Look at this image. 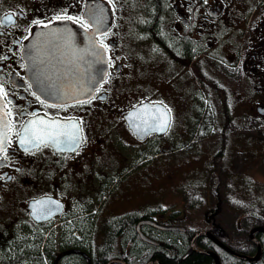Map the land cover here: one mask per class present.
Wrapping results in <instances>:
<instances>
[{
    "label": "flooded vegetation",
    "instance_id": "flooded-vegetation-1",
    "mask_svg": "<svg viewBox=\"0 0 264 264\" xmlns=\"http://www.w3.org/2000/svg\"><path fill=\"white\" fill-rule=\"evenodd\" d=\"M58 26L85 40L94 33L103 48L107 73L89 98L51 97V76H35L26 64L28 43ZM216 71L237 72L249 93L236 96ZM205 88L226 106L228 124L237 101L254 106L264 122V0H0V103L8 123L0 151V264H235L206 237L191 242L200 230L189 219L214 217L226 200L236 217H254L256 225L236 244L223 241L214 221L210 230L247 257L258 242V259L242 261H260L264 232L254 234L256 244L247 236L264 229V200H236L232 171L220 198V166L232 164L225 153L235 135L218 132L206 168L215 205L207 186L202 193L205 183L191 188L182 180L205 138L202 114L192 129ZM146 103L166 107V131L144 134L148 126L138 119L133 131L126 115ZM261 146L253 160L264 165ZM192 253L209 260L187 262Z\"/></svg>",
    "mask_w": 264,
    "mask_h": 264
},
{
    "label": "rangeland",
    "instance_id": "rangeland-1",
    "mask_svg": "<svg viewBox=\"0 0 264 264\" xmlns=\"http://www.w3.org/2000/svg\"><path fill=\"white\" fill-rule=\"evenodd\" d=\"M236 48L238 49L239 45L236 46ZM216 73L217 76L221 77L222 75V81H224L226 85L228 84L227 86H231V89L234 91L236 96L238 94L247 95L249 93L250 89H248V87L246 88V86L240 81L239 74L237 72L233 73L232 78L225 77L224 72L220 74L218 71H216ZM203 94L204 103L202 105V111L200 115L203 113L204 116V124L206 126V129L204 128V131H207L206 138H203V140H200L198 142L200 146L197 147L196 151H193L194 156L192 158L189 157L187 165L188 171L182 175V180L184 181L185 185L187 184L191 188L195 187V183H201L202 185L205 183L207 185V189L210 191V187L213 185V174H209L206 171V168L211 167L210 162L212 161L211 156L212 150L214 148V146L211 145V140H218L219 128L217 126V122L219 121L220 124H222L223 107L215 102L214 96L216 93H214L213 91L203 89ZM258 94L260 96H264V90L258 91ZM253 109L254 106H251V104H245L241 101H237L233 106L236 123H234L235 126L230 123L228 127H226V131L229 134H234L235 136L231 137L225 153V157L227 159L228 157H231L233 158V161L229 168L222 165L220 166L221 172L223 173V175H225L222 178L223 188L220 189V198L225 199L226 191H224V187L225 185H228L226 183H229V179H227V176H229L228 171H232L234 172V179H236V185L232 195H235V198H237L236 200H245V197H248L249 200L256 197H261L260 200H264V165L256 164L253 160V157L257 156L255 153L256 151H258L257 146H264V122L262 121V119H259L257 117ZM196 123V125L195 122L192 123L193 131L196 130L199 122L197 121ZM201 128L202 126H199V129ZM251 138L253 142L251 145H249L248 148H246L244 143ZM245 148L248 152L246 154H243L242 152H244ZM263 150L264 149L262 148L261 151L263 152ZM249 151H251V157H249ZM195 156H197V158ZM251 160L252 162H250ZM255 170H257V172ZM239 177H241L242 179ZM246 177H249L252 180H247V184H244L243 180L246 179ZM253 180H256L258 182H255ZM245 185L248 186L247 192L245 191ZM233 186L234 185L230 186V190H232ZM171 188L167 190V193L173 192L171 191ZM208 193L209 196L207 197V199L209 203L215 205L216 203L215 198H213V192L211 193L210 191ZM245 194H247V196ZM227 198H229L228 195ZM226 201H219V211L213 218H211V220L217 223L218 228L223 230V232L231 238L230 241H232L233 239L235 241H238L244 236L238 235L239 230L244 229L248 231L252 227V225H256L255 223L257 220L254 217L248 216L246 218L236 217V213L234 211H231L230 208L226 206ZM239 203L240 202L237 201L234 203L237 210L241 209L239 207ZM254 209L257 210L256 213L261 214V208L256 207ZM261 216H263V214ZM196 217L190 218L189 223L196 219ZM207 219H209V217H207ZM201 225L202 223L200 222V220H194L193 227L195 229H198ZM225 239L226 242L230 243L229 239ZM7 256H10V253H8Z\"/></svg>",
    "mask_w": 264,
    "mask_h": 264
},
{
    "label": "water",
    "instance_id": "water-1",
    "mask_svg": "<svg viewBox=\"0 0 264 264\" xmlns=\"http://www.w3.org/2000/svg\"><path fill=\"white\" fill-rule=\"evenodd\" d=\"M80 34L82 36L78 37L72 32L63 31V27H52L37 34L29 44L28 65L33 69L35 76L41 74L51 76L45 80L49 87L45 91L51 97L70 99L75 96H87L89 98L106 75V59L102 47L96 42L95 35L87 32V40H85V33L80 32ZM63 69L66 71L64 72ZM126 118L135 132L136 127L133 123L138 119L140 124H147L149 128L143 131L144 134L148 132L160 134L167 128L169 113L160 104L146 103L129 111ZM6 130V117L0 107V150L6 142ZM253 231L264 232V229L259 227ZM197 236H206L219 243L208 232H198L192 238ZM229 253L250 262L256 259L230 250ZM258 253H261L259 244Z\"/></svg>",
    "mask_w": 264,
    "mask_h": 264
},
{
    "label": "trees",
    "instance_id": "trees-1",
    "mask_svg": "<svg viewBox=\"0 0 264 264\" xmlns=\"http://www.w3.org/2000/svg\"><path fill=\"white\" fill-rule=\"evenodd\" d=\"M208 81L212 82L211 79H208V78H207V76L204 77V82L206 83V82H208ZM226 112H227V110L224 109V113H223V114H225V115L222 114V115L224 116L226 122L224 121V122H223V126H219V129H223V128L226 126L227 122H228ZM205 227H206V228H211V227H212L211 222H206V226H205ZM260 237H261L262 239H264V234L261 235ZM205 240H207V239H205ZM224 256H225V255H224ZM187 260H189V261H187V262L203 263V262H207V261L209 260V258H208L207 256H204V255H197V254H195V253H192V254L188 257ZM262 260L264 261V257H262V258L260 259V261L256 262L255 264H264V263L262 262ZM234 262H235V264H249V263H247L246 261L237 260V259H234ZM253 264H254V263H253Z\"/></svg>",
    "mask_w": 264,
    "mask_h": 264
}]
</instances>
